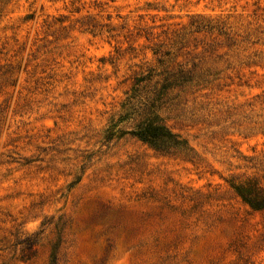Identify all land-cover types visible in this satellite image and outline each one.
I'll list each match as a JSON object with an SVG mask.
<instances>
[{"label":"rangeland","instance_id":"obj_1","mask_svg":"<svg viewBox=\"0 0 264 264\" xmlns=\"http://www.w3.org/2000/svg\"><path fill=\"white\" fill-rule=\"evenodd\" d=\"M167 52L216 73L165 120L188 160L103 139ZM230 180L264 191V0H0V264H264Z\"/></svg>","mask_w":264,"mask_h":264},{"label":"trees","instance_id":"obj_2","mask_svg":"<svg viewBox=\"0 0 264 264\" xmlns=\"http://www.w3.org/2000/svg\"><path fill=\"white\" fill-rule=\"evenodd\" d=\"M191 26L196 30L209 28L194 20ZM176 42L175 45H180ZM157 55L156 52H154ZM173 53L167 52L157 59V66L150 69L146 75L133 78L129 96L121 105V109L111 121L112 130L104 136L106 143L129 137L147 146L156 154L182 160L191 159V149L180 136L173 134L166 126L165 120L170 114L179 120L177 111L182 110L184 95L187 93L205 91L212 86L216 73L197 65H177L169 69ZM176 113V114H175ZM229 186L235 195L253 211L264 210V191H259L257 182L229 181ZM36 236L27 237L17 243L21 246L20 260L33 264L36 247L39 245ZM62 236L58 235L51 245L46 264H66L61 260L60 249Z\"/></svg>","mask_w":264,"mask_h":264}]
</instances>
